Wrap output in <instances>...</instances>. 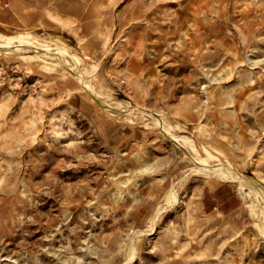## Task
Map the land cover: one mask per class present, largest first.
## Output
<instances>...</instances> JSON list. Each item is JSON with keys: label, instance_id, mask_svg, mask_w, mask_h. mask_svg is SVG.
<instances>
[{"label": "rangeland", "instance_id": "rangeland-1", "mask_svg": "<svg viewBox=\"0 0 264 264\" xmlns=\"http://www.w3.org/2000/svg\"><path fill=\"white\" fill-rule=\"evenodd\" d=\"M32 1L0 34L81 63L0 52V264H264L257 195L188 175L154 118L264 190V0Z\"/></svg>", "mask_w": 264, "mask_h": 264}, {"label": "bare ground", "instance_id": "bare-ground-1", "mask_svg": "<svg viewBox=\"0 0 264 264\" xmlns=\"http://www.w3.org/2000/svg\"><path fill=\"white\" fill-rule=\"evenodd\" d=\"M38 46H41L43 50V52L40 51V53L37 55L39 57L49 60H54V62H56L57 64L63 63L64 65H66V63L69 62L68 59L70 58L71 60L70 59L69 60L70 62L71 61L73 62L71 63L74 64V67H78V65L81 63V58L77 54L72 53V51L66 48L65 46H59L58 44L55 46L54 44L51 43H40L39 41H34V39H32L31 37V34L28 33L19 34L17 36H8V37L0 34V52L11 53L13 51L16 52L20 50L22 51L24 48H38ZM67 57L69 58L67 59ZM82 71L79 70L76 78L86 88H88V90H93L92 83L88 80L89 78L88 79L86 78V75H84ZM126 109L127 108H125L124 110ZM135 110L136 109L133 108L124 112L125 114L129 115ZM154 118L156 120V123L161 127H163V130L169 136H171L175 141L180 142L186 148L187 153L189 154L188 156H190L189 158L193 162L192 165L193 167L191 168L188 175L191 173H204L206 175L213 176L216 179V181L237 182L242 188L249 189L251 193L254 192L257 195V201L264 208V190L258 187H253L249 179H247L242 173L232 169V164L226 158H224V153H222V151H219L217 149H210L211 147L207 148L204 146L205 153L202 154L201 152L198 151L196 147L197 145H195L193 139H191L190 137H179L178 135L174 134L173 126L169 124L168 120L164 116L155 115ZM165 201L166 204L164 206H161V208L159 207L160 209L159 210L157 209L156 211L157 214L155 216L152 229L150 231H144L147 232L150 236H153L157 233L156 224L160 219L161 215L167 210V208L168 207L170 208L171 206L176 205L177 203L180 202L179 192L178 189L175 187V185L167 193L164 199V202ZM253 208L254 207H252V209ZM262 216H263L262 218L264 219V213ZM130 251L131 253L129 256V260L126 264H131L137 258L138 255L137 241L134 242L132 240Z\"/></svg>", "mask_w": 264, "mask_h": 264}, {"label": "crops", "instance_id": "crops-1", "mask_svg": "<svg viewBox=\"0 0 264 264\" xmlns=\"http://www.w3.org/2000/svg\"><path fill=\"white\" fill-rule=\"evenodd\" d=\"M42 8L38 6L37 1L32 0H0V23L6 26V23L19 21L24 16L27 9ZM35 18V17H34ZM16 21V22H17Z\"/></svg>", "mask_w": 264, "mask_h": 264}]
</instances>
